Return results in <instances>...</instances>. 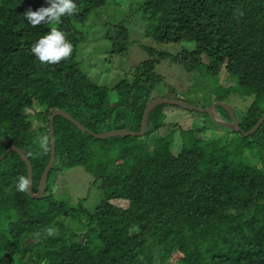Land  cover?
Listing matches in <instances>:
<instances>
[{
	"label": "trees",
	"instance_id": "obj_1",
	"mask_svg": "<svg viewBox=\"0 0 264 264\" xmlns=\"http://www.w3.org/2000/svg\"><path fill=\"white\" fill-rule=\"evenodd\" d=\"M74 2L75 14L33 27L23 13L47 7V0H0V156L13 146L25 154L34 193L51 157V143L44 154L38 138L50 137L52 114L65 111L96 134L139 132L158 98L163 78L156 67L165 59L187 71L206 66L210 75L236 77L240 93L254 98L239 120L242 133L263 116L264 0H145L144 12L154 18L147 36L195 47L177 54L149 48L150 58L112 88L98 85L76 62L75 23L109 0ZM52 28L66 34L73 52L45 65L30 48ZM128 35L124 23L107 29L113 55L125 54ZM170 106L180 108L157 106L137 137L96 139L57 116L56 160L39 199L17 190L28 168L18 153H8L0 162V264H264V123L248 137L228 129L241 140L226 149L193 131L160 136ZM72 167H84L99 184L93 209L55 198L58 174ZM76 218L78 227L66 224Z\"/></svg>",
	"mask_w": 264,
	"mask_h": 264
},
{
	"label": "rangeland",
	"instance_id": "obj_2",
	"mask_svg": "<svg viewBox=\"0 0 264 264\" xmlns=\"http://www.w3.org/2000/svg\"><path fill=\"white\" fill-rule=\"evenodd\" d=\"M145 0H109L103 9L93 11L86 22L75 23L76 38L79 45L76 62L80 69L100 86L112 88L121 80L131 76L134 67L150 58L148 49H157L171 54H177L184 48L192 49L194 43L161 44L147 36L148 27L154 23V18L143 10ZM124 23L129 30L127 50L124 55H113L112 44L106 37L107 29ZM203 62L207 63L206 56ZM156 73L163 81L155 89L157 99H169L173 96L181 97L188 104L209 108L218 97H223L224 104L234 109L236 120H241L253 103L252 96H243L236 77L221 75L213 76L208 73L206 66L194 71H187L169 59L161 61L156 67ZM168 126L159 131L160 136H167L174 132L184 131V135L193 131L197 139L204 142L216 141L218 146L232 149L241 140L240 135L232 133L229 127L221 124L217 115L225 122H232L229 112L222 106H216L215 115L188 111L177 107H168ZM35 106L27 109L33 114ZM228 116H227V113ZM220 122V123H219ZM218 124V125H217ZM173 134V133H172ZM175 135V134H174ZM233 142V143H232ZM180 137H175L176 150ZM57 187L54 189L55 198L77 206L80 202L87 209H93L99 202L102 192L99 184H95L94 177L84 167L64 169L58 174ZM66 224L78 227V219H68Z\"/></svg>",
	"mask_w": 264,
	"mask_h": 264
},
{
	"label": "clouds",
	"instance_id": "obj_3",
	"mask_svg": "<svg viewBox=\"0 0 264 264\" xmlns=\"http://www.w3.org/2000/svg\"><path fill=\"white\" fill-rule=\"evenodd\" d=\"M47 7H40L37 10L27 9L23 16L33 27L44 23L59 22L64 15L71 16L76 13L77 5L74 0H47ZM31 53L45 65H55L62 60L69 58L73 52V46L66 39V34L52 28L47 34L40 37L38 41L31 45ZM40 147L44 154L49 152L50 137L43 135L38 138ZM32 181L29 177L19 176L16 188L21 193H30ZM49 236L54 235V230H47ZM39 236V233L36 234Z\"/></svg>",
	"mask_w": 264,
	"mask_h": 264
},
{
	"label": "water",
	"instance_id": "obj_4",
	"mask_svg": "<svg viewBox=\"0 0 264 264\" xmlns=\"http://www.w3.org/2000/svg\"><path fill=\"white\" fill-rule=\"evenodd\" d=\"M162 104L175 105V106H178V107H180L182 109H185V110H188V111H194V112H200V113H213L214 115H215L216 106L220 105V106L224 107L229 112V114H230V116L232 118V122H225V121L221 120L217 115H215L216 118L221 122V124L229 127L231 130H234L236 132L242 133L239 121L235 119L234 109L232 107L228 106L227 104H224L223 102H217V103H215L214 105H212L209 108H200V107H196V106L190 105V104H188L187 102H185L183 100L156 99L153 102H151L149 104V106L146 108L144 116H143V120H142L141 130L139 132H134V131H131V130H117V131L104 132V133H101V134H96V133L90 131L84 125H82L80 122H78L76 119H74L71 115H69L67 112L62 111V110H57L50 117V125H51V128H50L51 157H50V161H49V163H48V165H47V167L45 169V172H44V174L42 176V180H41V184H40V190H39L38 193H34L33 192V176H34L33 166L31 164V162L29 161V159L25 156V154L19 148L13 146V147L7 149L5 151V153H3L0 156V162L11 151H14V152L18 153L21 156L22 160L27 165L28 177L32 181V184L30 185V193H29V195L32 198L39 199L45 194L47 179H48L49 173H50L51 169L53 168V166L55 164V160H56V139H55L54 122H55V118L57 116H62L64 118H66L67 120L72 122L79 130H81V131H83L85 133H88L89 135L93 136L96 139H106V138L118 137V136H121V137H128V136L137 137V136H144L145 135V133L147 131L148 120H149L151 112L157 106L162 105ZM263 123H264V114L260 118L258 123L249 132L242 133V134L244 136H246V137L251 136L252 134H254L262 126Z\"/></svg>",
	"mask_w": 264,
	"mask_h": 264
}]
</instances>
